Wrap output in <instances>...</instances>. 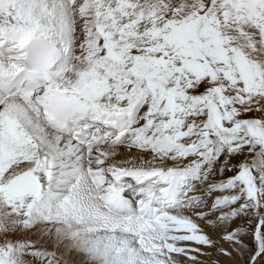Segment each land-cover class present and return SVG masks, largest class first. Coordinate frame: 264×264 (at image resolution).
Here are the masks:
<instances>
[{"label":"snow or ice","instance_id":"snow-or-ice-1","mask_svg":"<svg viewBox=\"0 0 264 264\" xmlns=\"http://www.w3.org/2000/svg\"><path fill=\"white\" fill-rule=\"evenodd\" d=\"M0 264H264V0H0Z\"/></svg>","mask_w":264,"mask_h":264}]
</instances>
